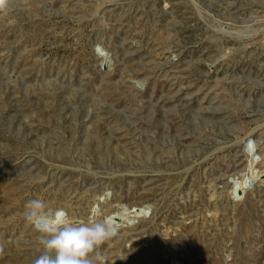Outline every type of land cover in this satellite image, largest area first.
Returning <instances> with one entry per match:
<instances>
[{
  "label": "rangeland",
  "instance_id": "obj_1",
  "mask_svg": "<svg viewBox=\"0 0 264 264\" xmlns=\"http://www.w3.org/2000/svg\"><path fill=\"white\" fill-rule=\"evenodd\" d=\"M106 196L150 211L96 264H264V0H7L0 264L42 253L28 201Z\"/></svg>",
  "mask_w": 264,
  "mask_h": 264
},
{
  "label": "clouds",
  "instance_id": "obj_2",
  "mask_svg": "<svg viewBox=\"0 0 264 264\" xmlns=\"http://www.w3.org/2000/svg\"><path fill=\"white\" fill-rule=\"evenodd\" d=\"M7 0H0V11ZM24 218L40 234L42 253L33 264H96L102 259L100 247L119 231L111 217L91 213L88 221H74L64 208H51L42 199L26 203Z\"/></svg>",
  "mask_w": 264,
  "mask_h": 264
},
{
  "label": "bare ground",
  "instance_id": "obj_3",
  "mask_svg": "<svg viewBox=\"0 0 264 264\" xmlns=\"http://www.w3.org/2000/svg\"><path fill=\"white\" fill-rule=\"evenodd\" d=\"M258 164L259 161L258 162H254L252 160L249 161V164H247L245 170L240 174L239 178L236 179L235 181L232 180L230 185L228 186L230 189L229 192L230 195H233L235 198L240 197L245 192V189L248 186L247 185L248 182L252 180L254 181L262 176L263 172L260 171L259 168H257ZM108 199L109 196H106L104 202H101L102 204L105 203V206L102 207L98 206L99 202L97 201V207L100 208L99 210L97 209L93 210V212H97L98 217H111L118 224V226L124 223L128 224V222L132 223V221L138 220L141 217H145L150 211V207H143L141 209H128L125 207H121L114 210V208H112L109 203L107 204ZM71 206L72 205H70L69 207L59 206L58 208H64L68 212ZM89 209L91 210L92 213V208L89 207Z\"/></svg>",
  "mask_w": 264,
  "mask_h": 264
},
{
  "label": "water",
  "instance_id": "obj_4",
  "mask_svg": "<svg viewBox=\"0 0 264 264\" xmlns=\"http://www.w3.org/2000/svg\"><path fill=\"white\" fill-rule=\"evenodd\" d=\"M102 69H105V65H103V68ZM249 144L251 143H248L246 146H245V150L248 148ZM248 185H251L250 182L248 183Z\"/></svg>",
  "mask_w": 264,
  "mask_h": 264
}]
</instances>
